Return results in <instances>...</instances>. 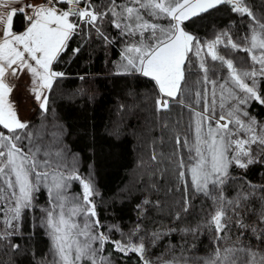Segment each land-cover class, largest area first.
<instances>
[{
    "label": "snow or ice",
    "instance_id": "obj_1",
    "mask_svg": "<svg viewBox=\"0 0 264 264\" xmlns=\"http://www.w3.org/2000/svg\"><path fill=\"white\" fill-rule=\"evenodd\" d=\"M220 9L237 18L230 21L236 31L226 27L210 39L189 31V21ZM97 40L121 46L114 75L152 82L160 135L140 160L148 194L137 210L149 212L179 194L180 219L196 197L211 202V253H173L159 264H264V182L245 175L264 167V120L252 111L264 108V0H0V242L19 250L11 238L25 234V221L31 232L29 214L39 211L37 226L48 238L40 264H114V253L154 264L148 248L160 234H140L139 225L125 234L102 223L94 174L81 170L65 126L48 120L54 89L67 78L57 65ZM21 76L40 110L38 124L22 119L11 99ZM42 192L46 207L37 203ZM185 231L197 234L199 227Z\"/></svg>",
    "mask_w": 264,
    "mask_h": 264
},
{
    "label": "trees",
    "instance_id": "obj_2",
    "mask_svg": "<svg viewBox=\"0 0 264 264\" xmlns=\"http://www.w3.org/2000/svg\"><path fill=\"white\" fill-rule=\"evenodd\" d=\"M255 2L259 4V0ZM236 19L224 9L212 10L196 18L195 23L189 21V31L209 39L214 32L226 27L236 31V27L230 24ZM15 26L21 29L20 17L16 18ZM77 43L80 41L74 42L72 47ZM120 50L118 42L105 47L97 40L85 42V47L76 57L66 53L65 62L57 65V70L64 71L67 78L54 89L48 119L53 113L55 119L65 126L66 142L79 155L81 170L92 169L100 193L96 198L97 211L106 227L117 225L127 234L139 225L151 234H160L153 246L156 253L169 250L176 256L206 257L213 244V233L206 226L211 207L209 200L196 197L195 207L190 213L180 212V219L175 218L179 211V194L166 196L158 208L149 212L137 210V205L148 194L142 187L140 160L145 156L149 139L158 137L160 129L154 124L152 82L139 76L113 74L112 68L119 61ZM81 76L84 79H80ZM133 92L137 94L132 95ZM252 111L258 120H264V108L257 106ZM41 119L37 107L28 121L38 124ZM245 175L254 184L264 182V167L252 166ZM38 201H45L44 192ZM39 213H30V219L32 214ZM197 227V234L185 231ZM23 232V236L11 238V242L20 245L15 252L11 250L10 242H0V264H40L47 255L48 238L42 229L32 223L29 232L25 221ZM114 236L119 238L120 233ZM251 241L252 234L248 233L246 242ZM112 256L114 264H140L134 254L123 257L114 253Z\"/></svg>",
    "mask_w": 264,
    "mask_h": 264
},
{
    "label": "rangeland",
    "instance_id": "obj_3",
    "mask_svg": "<svg viewBox=\"0 0 264 264\" xmlns=\"http://www.w3.org/2000/svg\"><path fill=\"white\" fill-rule=\"evenodd\" d=\"M27 2H31V0H27ZM216 32H218V31H216ZM216 32H214L212 34V36ZM201 39H204V38H201ZM236 55L242 57L245 55V53H236ZM28 83H29L28 77L27 76H21V78L18 81H16V88L14 89L12 96H11V99L14 101V103H15L18 111H19L20 117L24 120H29L32 112H35V109L38 107L36 102L33 100L32 95L29 94V91L27 89ZM50 115L51 116L48 120L57 121L55 119L53 113H51ZM89 171L93 173L91 168L89 169ZM85 175H87V173H85ZM75 185L78 187V189L77 188L74 189ZM79 191H80V186L78 184H74L73 188H72V192L78 193ZM37 203H38L39 207H46L48 205V198H47L46 194H45V201L44 202L38 201ZM37 212H39V211H37ZM40 215H41V213H39L38 215L32 214L31 220H32L33 225L37 226L38 218L40 217ZM0 227H4L2 222H0ZM139 228H140V234L147 233V235L149 237H151L152 234L150 232L143 230L141 227H139ZM153 246L154 245H152L151 247L148 248V255L153 259L154 264H159V261L157 260L158 257L167 258L168 256L171 255L169 253V250H167V252H164V253H156L153 251ZM185 257L192 259V256H185Z\"/></svg>",
    "mask_w": 264,
    "mask_h": 264
},
{
    "label": "crops",
    "instance_id": "obj_4",
    "mask_svg": "<svg viewBox=\"0 0 264 264\" xmlns=\"http://www.w3.org/2000/svg\"><path fill=\"white\" fill-rule=\"evenodd\" d=\"M31 2H32V0H31Z\"/></svg>",
    "mask_w": 264,
    "mask_h": 264
}]
</instances>
